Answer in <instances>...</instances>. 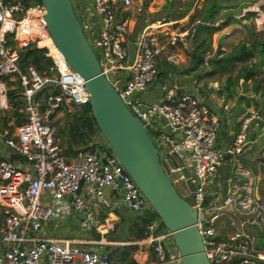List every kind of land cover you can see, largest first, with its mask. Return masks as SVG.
Segmentation results:
<instances>
[{
	"label": "built area",
	"instance_id": "1",
	"mask_svg": "<svg viewBox=\"0 0 264 264\" xmlns=\"http://www.w3.org/2000/svg\"><path fill=\"white\" fill-rule=\"evenodd\" d=\"M156 5L154 0H79L78 19L92 48L98 49L102 73L131 112L156 132L153 139L165 154L171 175L191 167L189 175L180 174L176 181L184 178L193 184L189 191L178 183L182 195L193 194L196 225L210 264H264V236L260 237L264 235V200L235 192L222 196L217 189L206 193L220 165L253 140L251 125L256 126L258 136H264V114L256 108L244 113L237 135L220 147L216 143L219 118L198 98L197 77L187 90L177 81L162 83V100L146 102L139 97L155 81L160 61L175 66L183 61L174 46H185L191 29L178 20L146 18ZM44 13L40 2L25 6L16 0H0V77L16 75L24 113L13 134L0 131L4 144L21 158L20 162L0 158V264H111L108 250L83 246L75 238L38 234L46 222L59 219H72L80 229H103L95 224L97 206L111 210L124 205L139 215L153 211L103 144L79 150L72 158L61 150L55 112L60 108L81 112L89 95L79 74L50 49ZM30 44L46 48L52 59L45 73L34 68L21 71L19 57ZM46 87L57 91L38 98ZM7 90L0 80L3 110L10 108ZM107 189L118 194L108 197ZM158 220L147 219L142 226V238L153 253L151 264H180L178 251L172 253L167 243L171 232L161 228Z\"/></svg>",
	"mask_w": 264,
	"mask_h": 264
},
{
	"label": "water",
	"instance_id": "2",
	"mask_svg": "<svg viewBox=\"0 0 264 264\" xmlns=\"http://www.w3.org/2000/svg\"><path fill=\"white\" fill-rule=\"evenodd\" d=\"M40 3L45 8L43 19L52 43L69 67L84 80L89 95V111L85 117L93 119L111 152L131 176L161 223L171 232L181 258L180 264H210L196 225L193 194L182 195L179 192L171 178L165 154L156 146L152 133L131 112L102 73L71 0H40ZM185 49L187 53L191 52V40ZM207 60L209 62L210 58ZM178 183L189 191L193 190L189 179L179 178ZM81 184L82 180L76 193H79Z\"/></svg>",
	"mask_w": 264,
	"mask_h": 264
},
{
	"label": "crops",
	"instance_id": "3",
	"mask_svg": "<svg viewBox=\"0 0 264 264\" xmlns=\"http://www.w3.org/2000/svg\"><path fill=\"white\" fill-rule=\"evenodd\" d=\"M154 1L158 3L157 0ZM147 14L148 13L145 15L146 18L152 17H148ZM220 36L221 34L219 31L213 33V38L217 37L216 39H218V43L222 42V40H220ZM189 40L191 39L189 38L186 40V44ZM186 44L185 46H181L180 44L174 46V48H177V50L181 53L183 58V61L177 66H182L184 64V70L182 69V71L177 70L170 72L163 68L166 62L160 61L155 81H153L148 88L139 95V97L146 102L162 100L165 97V92L161 90L162 83L177 81L181 85V89L187 90L192 89V79L197 77L199 82L198 98L203 104L213 110L219 118L220 127L216 143L220 147H225L237 135L243 114L252 108H256L258 110L257 107L252 106V97L255 93H251L250 95L238 92L237 85L235 92H231L229 94L224 88L225 82L223 83L217 79L210 80V78L206 76L205 73L209 71L208 67H204L203 70L200 69L198 71L199 75L196 73V70L185 71L190 62L189 53H187L185 49ZM207 58H210L208 53L206 54V59ZM48 89L51 91V88ZM255 96L259 95L256 93ZM11 111V107L7 110L0 108V131L2 129H7L9 131L8 128L4 127V119L7 118V125L12 124L13 117L11 115ZM73 113L76 112H69L65 108H60L54 115L57 128L56 137L58 138L59 135L65 136V140L63 141L65 145L64 151L69 146L70 151L63 153L69 158H72L79 150H82V146L73 144L67 134L68 121ZM77 114L80 116L81 112H78ZM59 127H63L65 132L59 133ZM15 128L16 126L10 134L15 132ZM249 135L253 140L244 147L243 151L237 156L228 157L227 160L220 165L216 180L218 195L226 196L227 194H231L233 192H235L238 196L246 195L255 198L259 195H264V136L257 135L256 126L254 124L250 126ZM91 143H94V145L98 143L102 144L98 140L94 141L93 139L90 144ZM3 156L10 157L16 162H20L21 160L18 155L13 154L11 149L4 144L0 134V158ZM183 168V170H180V174L182 176L189 175L191 169L188 166ZM105 193L108 197H112L113 194H118V192L110 191L109 189H107ZM79 215L77 214L76 217L80 218ZM94 215L95 224H100L101 226H104L105 229H97L94 226L80 229L75 221H72V219H59L56 222H46L38 230V234L43 237L75 238L82 241L83 246L90 248L103 247L104 250L122 247L123 245H130L135 247L133 251H131V257L134 264H151L153 260L152 250L145 243L142 236H139L140 230L136 226L137 223L143 219L145 214L139 215L124 205H118L111 210L104 206H97L94 209ZM92 227H94L97 231H107V237H104L103 235L95 237L90 231ZM81 231L82 233H80L79 236L78 232ZM111 264H122V261L111 258Z\"/></svg>",
	"mask_w": 264,
	"mask_h": 264
},
{
	"label": "trees",
	"instance_id": "4",
	"mask_svg": "<svg viewBox=\"0 0 264 264\" xmlns=\"http://www.w3.org/2000/svg\"><path fill=\"white\" fill-rule=\"evenodd\" d=\"M14 1V0H6ZM23 3V5H32L39 3L40 0H16ZM225 7V3L220 0H204L202 7L196 10L189 17V24H193L190 31L188 32L187 38H190L193 42V49L189 53V66L185 71H194L199 75V70L207 62L206 54L211 52V36L220 27L215 26V21L219 18L217 12ZM260 8L264 10V2L260 5ZM195 14L199 17L196 18ZM215 26V27H214ZM214 59L210 63V69L205 74H214L219 72L220 75L227 74L225 79L224 88L230 94L235 92L237 85H246L247 81H252L251 92L259 93L264 96V91H261V85L258 81L253 78L256 77L258 72L261 71V66H264V31L257 34L254 31L250 33V38L247 40H241L233 45L228 52L220 49V46L214 52ZM257 58V59H255ZM52 64V59L46 55V48L36 47L34 44H30L24 47L19 57V67L21 71L25 72L29 68H34L41 73H45L48 66ZM237 68L234 78L229 76V72ZM241 83L239 84V80ZM0 80L7 84V97L8 103L11 107V115L13 122L7 125V118H5L4 127L12 132L14 127L20 123L24 118V113L21 111L23 105V99L20 94L19 81L16 76H3ZM254 80V81H253ZM52 92H56V89H51ZM49 89L46 87L42 89L37 97L46 96L49 94ZM89 111V106H85L81 111L82 117L77 113H73L70 116L67 127V134L70 141L75 144L82 146V149L94 147L92 141L95 130L97 129L95 122L91 117H85V114ZM59 133H64L63 127L58 128ZM154 132V131H153ZM156 134V132H154ZM107 152H111L108 146H102ZM70 151V146L63 151ZM75 153V151H74ZM156 213L154 211L146 212L143 219L137 223V228L140 230L142 236L144 221L153 218ZM263 233H260V237H263ZM135 247L130 245H123L122 247H116L110 249L109 254L111 258L122 261V264H134L131 257V251Z\"/></svg>",
	"mask_w": 264,
	"mask_h": 264
},
{
	"label": "rangeland",
	"instance_id": "5",
	"mask_svg": "<svg viewBox=\"0 0 264 264\" xmlns=\"http://www.w3.org/2000/svg\"><path fill=\"white\" fill-rule=\"evenodd\" d=\"M158 3L155 7L150 8V12H147V16L151 17L150 20L156 19V18H165L166 20L174 21L178 20L180 21L182 25H188L189 27L193 26V24H189V17L191 14L196 13V10L202 7L204 0H157ZM221 2L225 3V7L220 9L219 12H217V16L219 18L215 21L214 25L219 26L220 28L215 31L221 34L220 40H222L221 43H218V39L213 38V34L211 36V52L209 53L210 61L204 64L205 67H208L210 69V63L214 59L215 55L214 52L216 49L220 46V49H222L225 52H228L230 48L238 43L241 40H247L250 38V33L254 31L255 33L259 34L262 31H264V16L262 14L264 13V10L260 8V5L264 2V0H220ZM74 10L78 16V18H81V9L79 7V0H71ZM196 18L199 17L197 14H195ZM214 26V27H215ZM189 39V38H188ZM187 39V40H188ZM50 46V42H49ZM93 50L95 51L97 57H100L98 49L96 46L93 45ZM208 59V58H207ZM257 59V58H255ZM184 64L182 66H175L172 64L165 63L163 68L167 69L170 72L180 70H184ZM237 68L232 69L229 72V76L231 78H234V75L237 71ZM204 68L202 67L201 70ZM210 80L217 79L221 82H225L227 74L220 75L219 72H216L214 74H206ZM255 81H258L261 85V91H264V66H261V71L258 72L255 78H253ZM253 80V81H254ZM241 79L239 80V82ZM241 83V82H240ZM239 83V84H240ZM251 85L252 81L248 80L246 85H238V92H243L245 94L251 95ZM259 96H255V94L252 97L253 105L258 108V110L264 114V96H261L258 93ZM149 131L155 135L152 128L149 127ZM94 141L101 142L104 146H108L105 142L104 138L99 133L98 129L95 130L93 138ZM61 150L64 151L65 145L64 140L65 136H58L57 138ZM77 148V147H76ZM179 164H181V161L179 160ZM186 167V166H184ZM189 168H191L188 165ZM184 169V168H183ZM182 169V170H183ZM181 171H175L171 178L175 185L177 186V189L182 193L183 189L180 188V185L177 183L176 179L177 176L180 175ZM216 180L217 176H214L212 178V182L208 184L206 193L213 194L216 190ZM264 187V186H263ZM264 191V190H263ZM264 193V192H263ZM257 200H264L263 196H258L256 198ZM155 219H159V217L155 214ZM160 220V219H159ZM158 220V221H159ZM160 227L164 228V225L160 222ZM92 235L95 237H100V235H103L104 237H107L108 233L107 231H100L96 230L94 227L90 229ZM79 236L81 232H78ZM169 250L172 253L177 254V249L175 248V245L173 243L172 238L168 239L167 241ZM264 243V241H263ZM262 243V244H263Z\"/></svg>",
	"mask_w": 264,
	"mask_h": 264
},
{
	"label": "bare ground",
	"instance_id": "6",
	"mask_svg": "<svg viewBox=\"0 0 264 264\" xmlns=\"http://www.w3.org/2000/svg\"><path fill=\"white\" fill-rule=\"evenodd\" d=\"M50 49L54 52V53H56V55L58 56V57H60L62 54H61V52L56 48V46L52 43V42H50Z\"/></svg>",
	"mask_w": 264,
	"mask_h": 264
},
{
	"label": "flooded vegetation",
	"instance_id": "7",
	"mask_svg": "<svg viewBox=\"0 0 264 264\" xmlns=\"http://www.w3.org/2000/svg\"><path fill=\"white\" fill-rule=\"evenodd\" d=\"M177 187V186H176ZM180 192V191H179Z\"/></svg>",
	"mask_w": 264,
	"mask_h": 264
}]
</instances>
